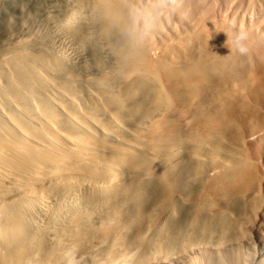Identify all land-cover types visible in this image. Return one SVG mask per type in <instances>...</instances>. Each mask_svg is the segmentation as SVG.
Masks as SVG:
<instances>
[{
    "label": "bare ground",
    "instance_id": "bare-ground-1",
    "mask_svg": "<svg viewBox=\"0 0 264 264\" xmlns=\"http://www.w3.org/2000/svg\"><path fill=\"white\" fill-rule=\"evenodd\" d=\"M152 5L0 0V264H264L168 128Z\"/></svg>",
    "mask_w": 264,
    "mask_h": 264
},
{
    "label": "rangeland",
    "instance_id": "rangeland-1",
    "mask_svg": "<svg viewBox=\"0 0 264 264\" xmlns=\"http://www.w3.org/2000/svg\"><path fill=\"white\" fill-rule=\"evenodd\" d=\"M151 13L158 15L151 34L160 43L151 53L152 75H162L165 82L164 69L181 66V102L167 92L168 128L178 133L186 153L202 159L199 171L211 198L227 194L244 199L243 229L260 246L264 0H153ZM171 41L178 43L179 52L167 49ZM241 46L247 47L246 54L238 51ZM189 144L197 149H187Z\"/></svg>",
    "mask_w": 264,
    "mask_h": 264
},
{
    "label": "clouds",
    "instance_id": "clouds-1",
    "mask_svg": "<svg viewBox=\"0 0 264 264\" xmlns=\"http://www.w3.org/2000/svg\"><path fill=\"white\" fill-rule=\"evenodd\" d=\"M242 35L243 34H241V36ZM238 51L240 52L241 55H243V54H246L247 53L248 49L245 46H241V47H239Z\"/></svg>",
    "mask_w": 264,
    "mask_h": 264
}]
</instances>
